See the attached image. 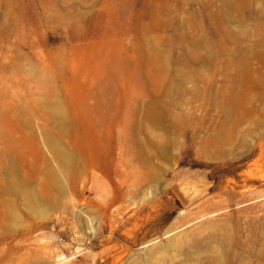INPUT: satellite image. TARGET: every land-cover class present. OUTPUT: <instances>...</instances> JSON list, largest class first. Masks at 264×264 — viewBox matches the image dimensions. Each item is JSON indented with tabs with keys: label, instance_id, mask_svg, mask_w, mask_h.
<instances>
[{
	"label": "rangeland",
	"instance_id": "rangeland-1",
	"mask_svg": "<svg viewBox=\"0 0 264 264\" xmlns=\"http://www.w3.org/2000/svg\"><path fill=\"white\" fill-rule=\"evenodd\" d=\"M0 264H264V0H0Z\"/></svg>",
	"mask_w": 264,
	"mask_h": 264
},
{
	"label": "bare ground",
	"instance_id": "bare-ground-1",
	"mask_svg": "<svg viewBox=\"0 0 264 264\" xmlns=\"http://www.w3.org/2000/svg\"><path fill=\"white\" fill-rule=\"evenodd\" d=\"M28 200H29V201H32L33 199H32V198H29ZM32 202H33V201H32Z\"/></svg>",
	"mask_w": 264,
	"mask_h": 264
}]
</instances>
